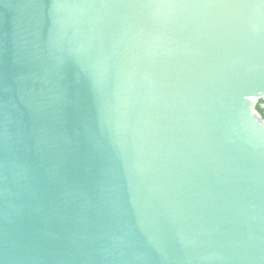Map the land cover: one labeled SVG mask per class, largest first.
<instances>
[{"label": "water", "instance_id": "1", "mask_svg": "<svg viewBox=\"0 0 264 264\" xmlns=\"http://www.w3.org/2000/svg\"><path fill=\"white\" fill-rule=\"evenodd\" d=\"M264 0H0V264H264Z\"/></svg>", "mask_w": 264, "mask_h": 264}, {"label": "built area", "instance_id": "2", "mask_svg": "<svg viewBox=\"0 0 264 264\" xmlns=\"http://www.w3.org/2000/svg\"><path fill=\"white\" fill-rule=\"evenodd\" d=\"M255 112L256 114L260 115L264 119V98L262 99H255Z\"/></svg>", "mask_w": 264, "mask_h": 264}]
</instances>
